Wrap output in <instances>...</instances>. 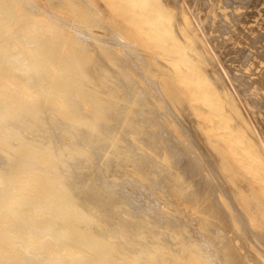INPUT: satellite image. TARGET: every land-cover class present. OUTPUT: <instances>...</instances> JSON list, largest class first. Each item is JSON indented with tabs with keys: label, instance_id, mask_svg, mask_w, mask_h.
<instances>
[{
	"label": "bare ground",
	"instance_id": "obj_1",
	"mask_svg": "<svg viewBox=\"0 0 264 264\" xmlns=\"http://www.w3.org/2000/svg\"><path fill=\"white\" fill-rule=\"evenodd\" d=\"M250 1L239 2L246 6ZM106 2L114 4L112 0ZM166 2L167 7L170 2ZM174 3L178 6V1ZM109 4L104 0H0V264H264V232L257 228L259 220L264 224V199L249 181L241 182L247 184H242L243 191L250 194L257 221L246 210L245 198L234 195L237 188L230 185L235 182L229 175L230 170L188 119L192 114L186 101L179 106L163 98L161 90L157 91L160 89L157 83L143 81L141 86L142 83L132 81L134 73L131 79L127 74L129 68L123 67L127 60H121L118 51L130 60L138 54L134 50H141L136 49L141 45L140 40L139 46H135L138 43L133 44L106 19ZM155 5L161 7L158 2ZM175 9L177 11V7ZM132 13L140 15L139 11L125 10L122 16L140 20ZM82 16L88 21L80 18ZM162 16L163 12L159 11V17ZM220 17L223 22V16ZM191 21L197 22L196 19ZM175 23H181L179 18ZM259 35L255 43L252 41L255 37L252 38V47L263 39V34ZM246 36L251 39L249 33ZM21 43L26 47L22 48ZM246 53L245 57L249 54ZM139 55L137 59L145 62L144 67L148 65L144 60L146 55ZM206 57L205 54L208 59ZM153 59L158 57L153 56ZM205 59L203 64H206ZM137 68L135 72H141ZM153 70L155 72V68ZM213 71L218 70L213 68ZM222 74L220 76L225 73ZM218 76L220 83L222 79ZM154 77L147 76V80ZM262 79L264 76L260 82ZM223 89L220 87V92ZM240 90L244 93V89ZM201 92V98L209 97L206 90ZM157 95L164 99V109L153 100ZM237 96L235 98L239 99ZM230 101L226 100L229 104ZM171 120L182 127L181 133L175 130ZM236 126L242 127L241 131L245 128L243 123L241 127ZM256 137L257 134L253 139ZM245 142L251 143L249 139ZM254 158L257 159L256 155ZM252 163L247 165L252 167ZM258 166L263 170L261 162ZM263 182L260 180L261 184ZM262 192L264 194V190ZM221 194L230 201L232 215L221 201ZM233 217L237 227L232 223ZM252 244L257 252L253 251Z\"/></svg>",
	"mask_w": 264,
	"mask_h": 264
},
{
	"label": "rangeland",
	"instance_id": "obj_2",
	"mask_svg": "<svg viewBox=\"0 0 264 264\" xmlns=\"http://www.w3.org/2000/svg\"><path fill=\"white\" fill-rule=\"evenodd\" d=\"M104 1H105L106 4H109L108 2H106V0H104ZM112 1H113L114 4H109V5L106 6V12H107L106 19L108 21L112 22L118 30H121L122 32H124V35L131 42H133V44L138 43L139 40H140L139 43L141 44L139 48L136 47V49H140L141 48L140 51L139 50L138 51L134 50L135 52L138 53V54H135L136 56L134 55L135 58H134V56L131 57V59L133 58L132 60L135 61V62H132L131 59H130L131 60V62H130V60L127 58L128 56L125 53H123L122 51H120V52L118 51V55L120 56L121 60H122V58H124L123 61H125V60L128 61L129 60L128 61L129 64H127V61H125L126 63L125 62L123 63V65H124L123 67H125V69H128V68L130 69V67L132 66L131 67L132 69H130V70L128 69L127 71L130 73L133 70V72L131 74H129L126 71L127 74L130 76V75H132L134 73L133 75H134V78H135L136 81L133 80L134 79L133 76L132 77L130 76V78L131 79L133 78L132 79L133 82H136V83L139 82V85L142 83L141 86L144 85L143 84L144 82H146V83H150L151 82L153 85L157 83L156 86L160 87V89L158 88V90L157 89L156 90L157 91L161 90V92L164 94L163 98L172 100L173 102H175L179 106H181L180 103L182 101H186L185 103L189 106L190 113L192 114V115L189 114V116L190 115L191 116L188 117V119L192 120V121H190V120L189 121L192 123V125L199 132V134L204 139V141L208 145V147H210L216 153V155H218L220 157L221 162L223 164H225L227 166V168L230 170L229 175L235 181V182L231 183L230 185H232L234 188H237V191L234 192V195L235 196L236 195L237 196H241V197L243 196L245 198L244 199V205H246V210L250 214H252L253 217L254 216L256 217V215H254V214H256V211L251 206V201L252 200L249 198L250 194L243 191V188H245L243 186L247 185V184H243L242 183L243 184V186H242L241 182L245 183L246 181H249L250 185L257 189L256 193H258L259 196H262V198L264 199V194L262 192L264 190V182H263L264 181V168L262 170V168H260L261 166H258L260 164V162H261V164L264 167V153L262 152V150L264 151V138H263L264 137V121H263V119H264V105H263L264 104V97H263L264 96V85H263L264 79H262V81L260 82L261 78H263V76H264L263 75L264 74V72H263L264 71V60L263 61L261 60V58L263 59V56H264V51H263V48H264V40H263L264 39V28H262V26L264 25V22H263V20H264V16H263L264 14L263 13L264 12L263 13L260 12V10L264 11V0H253V1H255L253 3H251L252 2V0H251L250 2H248L249 5H246V6H243V2H239L240 0H235V2L231 0L233 3L232 2L230 3V0H208V2H207V0L206 1L205 0H203V1L202 0H200V1L199 0H187V1L186 0H175V1H178V3H177L178 6L175 4L176 2L174 3V0H166L167 2L166 1H164V2H166V3L170 2V3L167 4V7H166V4L162 0H145L144 2H142V1L138 2V0H112ZM228 1H229V3H228ZM256 1H258V3H260V4H258ZM259 1H261V2H259ZM157 2L161 4V7L160 6L157 7V5H155V4H157ZM225 2H227L228 4L225 3ZM238 3H239V5H238ZM169 4H171V5H169ZM206 4H207V6H206ZM225 4H227V5H225ZM233 4H236L237 6L233 5ZM118 5H120L122 7H119ZM203 5H205V7ZM171 6H173V7H171ZM223 6H225V7H223ZM227 6H229V7H227ZM255 6H257V8H253ZM112 7H113V9H112ZM176 7H177V11L175 9ZM201 7H202V10H201ZM107 8H109V9H107ZM120 8H123L124 10H122ZM133 9L134 10L136 9L135 11H139L140 15L144 12L142 16L144 18L147 16L146 19L148 18V20H150V21H148V20L146 21V19L143 21V17L141 18L140 15H137V14H134V13H132L134 15V17L136 16L140 20H135L133 17H124V16H122L125 13V10L129 11V12H135ZM159 11L163 12V16L162 17H159ZM145 12H147L146 15H145ZM246 12L249 13V15L251 14L252 16L251 15L248 16L246 14ZM173 13H174V15H173ZM190 13H192L193 15L191 16ZM234 14L238 15V17L234 16ZM241 14L244 15V16H240ZM245 14L249 18L246 17ZM179 15L181 16V18H180ZM256 15H258V16H256ZM220 16H223V20H222L223 22L220 21L221 20ZM231 16H233L232 19L230 18ZM193 17H195L197 22H195V21L192 22L191 21V20H195ZM235 17H236V20L235 19L233 20V18H235ZM243 17L245 19H247V20H245ZM76 18H77V16H76ZM80 18L84 19V21H88V19H86V17L82 16ZM119 18H121V20ZM178 18H179V22H181V23H179V25L177 23H175V21L178 22ZM239 19H240L241 22L240 21L237 22ZM171 20H172V22H171ZM231 20H233L234 22H237V23H234ZM242 20H244L246 22H243ZM250 20H251V22H250ZM217 22H219V24ZM171 23H172V25L175 28L171 27L172 26ZM190 23H192V24H190ZM233 23L236 24V26ZM245 23H246V25H245ZM205 24H207V25H205ZM259 24H260V27H259ZM261 24H263V25H261ZM176 26H177L178 29L176 28ZM218 26H221V27H218ZM237 26H239V28H237ZM224 27H226V29H223ZM240 27L243 28V31H242V29ZM254 27H256L259 31L256 30V28H254ZM214 28H215V30H214ZM216 28H217V30H216ZM249 28H251L252 31H250L251 29H249ZM177 30H179V32L181 34L179 33V35H177V32H178ZM227 30H228V32L226 34ZM189 31H191V32H189ZM217 31H222V33L225 34V35L223 36V34L221 32H217ZM256 31L259 34H263V39H260L261 40L260 42L256 41V44H258V45H256L255 47H252L253 46L252 41L255 43L254 40L258 36H260ZM260 31L263 32V33H261ZM134 32H135V35H134ZM156 32H158V35H157ZM212 32H213V34H212ZM245 32H246V35H247V33H249V35H251V39L250 40L247 39V38H250V37L246 36ZM175 34H176V36H175ZM220 34L223 37V39L224 38L226 39V40L223 41L224 45H221V42H222L223 39L220 36ZM232 34H235L236 37H234L235 35H232ZM180 35L182 36L181 39H180V37H177V36H180ZM217 36L218 37L220 36V37L218 38ZM244 36H246V39H245ZM215 37H217V39ZM213 38L216 39L217 41L213 40ZM239 38L241 39V42L244 40L242 43H244V42H246V43L242 44L240 42ZM252 38H254V39L252 40ZM182 39H183L184 42H182ZM206 41H207V43H206ZM209 41L210 42L212 41V42L209 43ZM262 41H263V44H262ZM139 43H138V45L136 44L135 46H139ZM183 43H185V44H183ZM198 43H200V44H198ZM21 44H22L21 45L22 48L26 47L24 45L25 43H21ZM227 44H230L229 47L227 46ZM142 46H144L143 50H142ZM152 47H153V49H152ZM258 47H259L258 50L255 49V48H258ZM246 48H248L251 51L253 59L251 58L250 51L248 49H246ZM148 49H150V50H148ZM238 49L247 50L250 55L248 54V56L245 57V54L247 55V53H246L247 51L244 52V50H242V53L244 54L243 55L241 53V51L238 50ZM229 50L231 52H229V54H228ZM185 51L186 52L188 51V53H186ZM199 51L201 52L200 54H199ZM259 51H260V53L262 52V54H263V55L261 54L262 55L261 58H260ZM153 52H156V54H154ZM122 53L125 54V56ZM139 53L143 54V55H146V57L144 58V60L147 62L146 64H148V65L145 66L146 68L144 67L145 62L142 61V59L141 60L137 59V58L141 57L139 55ZM221 53H223V54L221 55ZM201 54H202L203 57L201 56ZM205 54L208 57V59L211 57L210 59H212V60L210 61V63H208L209 62L208 59H205ZM257 55H258V57H257ZM137 56H140V57H137ZM153 56L156 59L158 57V59L157 60L153 59ZM234 57L237 58V59L234 60ZM200 58H201V60H200ZM202 58L205 59L204 60L205 63L208 64L207 65L208 68L206 67L207 73H206V69H205V65L206 64H203V59ZM215 58H216V60H214ZM230 58H233V59H230ZM258 58H260V59H258ZM136 59H137V61H136ZM197 59H199L200 61L197 60ZM158 60H161V61H158ZM179 60H180V62H179ZM207 60H208V62H207ZM238 60L241 61V62L242 61H244V62L236 63V62H238ZM140 61H142V62H140ZM198 61L200 62V64H199ZM230 61H232V62H230ZM248 61H249V63H248ZM253 61L256 62V63L257 62L259 63V61H260V63L256 64ZM143 62H144V64H142ZM162 62H163V65H162ZM246 62H247V64H246ZM252 62H253V64H252ZM135 63H137L136 65L140 68L141 72H143V73H141L139 70L137 71V73L135 72V70L138 69L137 66L134 65ZM186 63H188V64H186ZM218 63L219 64L222 63V64L219 65ZM242 64H243V66H242ZM125 65H128V66H125ZM129 65H130V67H129ZM149 66H151V67H149ZM167 66H168V68H167ZM210 66L213 67L214 69H216V71L217 70L218 71L217 72L213 71V68H211ZM153 67L155 68V72L153 70L154 69ZM202 67H204V68H202ZM209 67H210V69H212L211 71H209L212 74L208 73V70H210ZM134 68H136V69H134ZM156 69L158 70V72H157ZM171 70L173 71V74H170V73H172ZM228 70H229V72H228ZM236 70H239V71H236ZM219 71H220L221 74L223 72L225 73V74L223 73L224 75L223 74L222 75L225 76V78L227 77L226 78L227 80L222 78L223 76H220L221 74L218 73ZM252 71H253V73H252ZM148 72H150V73H148ZM183 72H184V74H183ZM227 72L230 73V74H228ZM262 72H263V74H262ZM159 73H161V74H159ZM215 73H217L219 75L218 79L221 78L222 79L221 82L225 83V85L222 84L224 86H222L220 84L221 82L219 83V80H217V78H216L217 74H215ZM139 74H141V75H139ZM143 74H145L144 76H146V77L142 76ZM149 74L155 75V77L154 76H152V77H154L153 79L158 81V82H156V81L152 82L153 79L152 80L150 79L151 81L147 80V76L149 78H152V77H150L151 75L149 76ZM194 74L196 75V77H195ZM226 74H227V76H226ZM257 74H259V75H257ZM135 75H139V76H135ZM169 75H171V76L173 75L172 78ZM210 75H211V78L213 77L212 79H214V81L212 79H210ZM235 75H237L238 78ZM185 76H187V78H185ZM229 76H230V78H229ZM136 77H138V78H136ZM142 77H143V79H142ZM193 77H195V78H193ZM235 77L238 80L240 78L242 80L240 79V81H238ZM140 78H141V80L139 81ZM185 79H187V80H185ZM244 79H245V81H244ZM226 81H228V82H226ZM215 82L216 83L218 82V85ZM238 82H240V85H239ZM242 82H243V84H242ZM258 82H260V84ZM231 83H232V85H231ZM250 83L251 84L253 83L254 85L252 84V86H251ZM185 84H186V86H185ZM215 84H216V86H215ZM244 84H245V87L243 86ZM226 85H228L229 87L225 88ZM156 86H155V88H156ZM240 86H241V88H240ZM188 87H189V89H187ZM201 87H203V88H201ZM220 87H221V90H222V88H224L223 91H221L222 92V96H220V94H221V92L219 90ZM234 87H237V88H234ZM248 87H251V88H248ZM200 89L203 90V91L206 90V92H208V94H209V97H204L203 96L201 98L202 92L200 93V91H201ZM236 89H237V91L235 92ZM240 89H242V90L244 89V93H243V91L240 92L241 91ZM245 89H247V90H245ZM226 90H227L228 93L226 92ZM245 91L248 92V93H246ZM214 92H215V94H214ZM219 92H220V94H219ZM232 92H234L233 96L230 95V94H232ZM152 93H153V95L155 94V92H152ZM199 93H200V95H199ZM238 93L240 95H238ZM228 94L230 95L231 98L228 96ZM150 96H152V95H150ZM157 96L159 97V99H157L158 98ZM157 96H156L157 98L154 97V96H153L154 99L152 97L151 98L155 101V103L159 104L161 106V108H163V105H164L163 100L164 99L162 98V96H159V95H157ZM195 96H197V97H195ZM235 96H237L239 99L235 98ZM151 98H150V100H151ZM251 98H252V100H251ZM180 99H182V100H180ZM214 99H215V101H214ZM222 99H226L227 101H229V99H230L231 100L230 104L231 103L232 104L230 105L228 102H226V100H222ZM236 99L238 101H236ZM240 99L243 100L245 106L243 105L242 101H239ZM249 99H250V101H249ZM217 100H218V102H217ZM256 101H257V103H256ZM224 102L228 106H226L224 104ZM241 104H242V106H240ZM257 104H259V105H257ZM217 105H219V106H217ZM238 107H240V108L241 107H244V108L246 107V108L243 110V108L239 109ZM221 108L223 109V111L221 110ZM226 108H227V110H231V111L233 110V111L232 112L231 111H227ZM212 110H214V112ZM243 111L247 112V113H244ZM224 114H226L225 117H224ZM232 114H233V116H232ZM246 116L247 117L249 116V117L247 118ZM230 117L231 118L233 117L232 118L233 120ZM235 117L238 118V121L240 120L241 122L240 121L238 122ZM249 118H251V119H249ZM230 119H231L232 122L228 121ZM246 119H247V121H246ZM248 119L251 122H249ZM223 120H225V122H223ZM219 121H220V123H219ZM171 122H173V121L171 120ZM234 122H237L239 124L234 123ZM227 123H228V125H227ZM230 123H231V125H230ZM242 123H243V127H245V128H244V130L242 129V131H241ZM172 125H173V127L175 128V130L178 133H181L182 127H180V126L178 127V124H176L174 122L172 123ZM235 125H240L241 128H239V126L235 127ZM250 127H251V129H250ZM252 127H254V128L252 129ZM233 128L234 129L236 128V129L234 130ZM255 130H257V131H255ZM240 131L241 132L244 131V132L241 133ZM248 131L251 134L250 133L247 134ZM236 132L237 133L239 132V133L237 134ZM254 132H257L256 134H257L258 138H259V135L262 136V138L260 137V140H259L260 142L262 141L261 142V143H263L262 145L258 141L257 137L255 138V140L257 139L256 141H258L257 142L258 144L253 139L255 137V135H256ZM228 133H229V136H226V135H228ZM258 133H260V134H258ZM224 134H226V135H224ZM253 135H254V137H253ZM243 136H244V138L246 140L243 138ZM246 137H248L249 142H251V143L245 142V141H248V139ZM234 138H235V140H234ZM215 139H217V140H215ZM231 139L233 141H236V142L234 143ZM211 140L212 141L215 140V141L212 142ZM241 140H244L245 143L243 141H241ZM216 141H218V142L221 141V142L217 143ZM225 142H226V144H225ZM236 143H238L240 146L238 144H236ZM247 144H249V146H247ZM258 146L261 148V150H260V148ZM229 148H231V149H229ZM249 149L252 151V153H251V151ZM234 150L236 151L235 153H233ZM231 151H232V153H231ZM235 154L240 155V157H242V158H240L237 155L239 157L238 158L237 156H235ZM255 155H256V158H257L256 160L257 161L254 158ZM253 158L258 163H256L253 160ZM241 159H244V161L241 160ZM246 159H247V161L250 160L249 163L246 161ZM230 160H231L232 163L230 162ZM245 162H247V163H245ZM250 162H253L252 163V167H249L251 165H249V166L247 165V164H250ZM253 164L256 167H254ZM246 165H247V167H246ZM234 167L235 168L237 167L238 170L235 169ZM242 168L245 169V170H242ZM251 168H253V169H251ZM247 169H248V171L246 172ZM239 170H240V172H239ZM251 170H252V172H251ZM254 170H256V171H254ZM253 171L255 173H257L256 174L257 176L256 175H251V174H255V173H253ZM257 171L260 172L259 173L260 175L258 174ZM248 173H250V175H248ZM254 176H256V177H254ZM258 176H260L262 178L261 179H257ZM260 180L263 182V184L260 183ZM238 185H240V186L238 187ZM258 185L260 186L261 189H258V187H259ZM260 192H261V194H260ZM222 195L223 194L220 195L221 201L226 206L225 207L226 210L232 215L233 211H232V208H230V203H229L230 201L227 202V200ZM256 218L255 219L258 221L259 218L258 217H256ZM261 221L262 220H259V224H258L259 226L257 228L259 230L262 229L261 231L264 232V224ZM232 223L235 224L234 227L235 226L237 227V223L235 222V217H233ZM257 244H259V243H257ZM252 246H254V245L252 244ZM258 246H259V248H262V245L259 244ZM252 249H253V251L257 252L256 247L255 248L252 247ZM258 253L261 254L260 252H258ZM263 257H264V255H263Z\"/></svg>",
	"mask_w": 264,
	"mask_h": 264
}]
</instances>
